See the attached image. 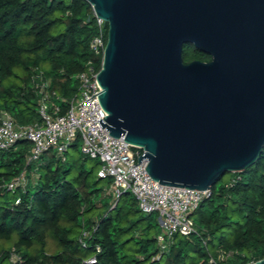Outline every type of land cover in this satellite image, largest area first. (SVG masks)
I'll use <instances>...</instances> for the list:
<instances>
[{
  "label": "trees",
  "instance_id": "obj_1",
  "mask_svg": "<svg viewBox=\"0 0 264 264\" xmlns=\"http://www.w3.org/2000/svg\"><path fill=\"white\" fill-rule=\"evenodd\" d=\"M94 33L85 0H0V111L18 124L38 121L32 77L40 74L55 92L51 102L64 112L78 90L75 75L92 60ZM195 53L184 46L183 61L202 59ZM28 150L22 139L0 151V264H247L264 258V147L253 165L211 186L191 214L193 232L163 242L156 213H142L128 192L113 200L97 186L110 184L93 179L99 162L86 168L91 158L54 150L27 162ZM21 172L25 184L8 189Z\"/></svg>",
  "mask_w": 264,
  "mask_h": 264
},
{
  "label": "water",
  "instance_id": "obj_2",
  "mask_svg": "<svg viewBox=\"0 0 264 264\" xmlns=\"http://www.w3.org/2000/svg\"><path fill=\"white\" fill-rule=\"evenodd\" d=\"M107 24L98 125L159 184L208 191L264 147V0H85ZM185 45L211 60L185 63ZM136 163V164H138ZM251 264H264V258Z\"/></svg>",
  "mask_w": 264,
  "mask_h": 264
},
{
  "label": "built area",
  "instance_id": "obj_3",
  "mask_svg": "<svg viewBox=\"0 0 264 264\" xmlns=\"http://www.w3.org/2000/svg\"><path fill=\"white\" fill-rule=\"evenodd\" d=\"M91 14L95 25V33L88 43L92 60H88L84 70L75 75L78 81L77 93L62 112L59 105L51 102L55 92L47 90L49 81L40 74L34 75L32 83L38 94L39 120L18 124L8 111L1 110L0 151L23 139L30 145L26 160L34 162L48 150H54L57 155L63 156L68 147L79 138L82 154L99 161L97 175L110 179L105 194L115 200L128 192L135 198L142 213L156 212L160 228L157 235L159 242L174 234L186 236L195 230L191 214L208 195L209 190L185 189L155 182L145 171L146 161L143 159L138 163L137 159L144 153L143 149L124 139L120 140V137L111 136L104 126L101 128L98 125L97 120L107 116V112L99 103V94L94 97L92 95L101 91L96 76L107 40V24L95 15L92 8ZM55 98L60 99L57 95ZM25 182V173L21 172L7 183V187L13 190L23 186ZM15 260L16 256L13 255L11 261ZM89 262H95V257H91Z\"/></svg>",
  "mask_w": 264,
  "mask_h": 264
},
{
  "label": "rangeland",
  "instance_id": "obj_4",
  "mask_svg": "<svg viewBox=\"0 0 264 264\" xmlns=\"http://www.w3.org/2000/svg\"><path fill=\"white\" fill-rule=\"evenodd\" d=\"M17 70V69H16ZM74 146L72 147H68L67 151L65 153H68V155H72L76 160H81L82 161V158L86 155L82 154V152L80 151V145H81V140L79 138H77L74 142ZM30 146V145H29ZM87 157V156H86ZM99 162L98 159H92V160H86L85 162V167L86 168H90L93 166V164L95 162ZM98 169H99V165L95 167V169L93 170L92 172V177L93 179L95 178L96 179V176H97V172H98ZM230 173H225L222 177L223 179H226L228 176H229ZM32 179L31 180H34L35 179V174H32ZM220 180V179H219ZM218 180V181H219ZM217 181V182H218ZM216 182V183H217ZM97 186L102 188L103 189V192L104 190H106L109 186L108 182L106 180H101L97 183ZM111 198V197H110ZM112 199V198H111ZM156 213V212H154ZM156 217H155V221L158 225V228H159V223H158V214L156 213ZM159 231H160V228H159Z\"/></svg>",
  "mask_w": 264,
  "mask_h": 264
},
{
  "label": "flooded vegetation",
  "instance_id": "obj_5",
  "mask_svg": "<svg viewBox=\"0 0 264 264\" xmlns=\"http://www.w3.org/2000/svg\"><path fill=\"white\" fill-rule=\"evenodd\" d=\"M185 46H186V45H185ZM189 46L191 47V49H192L193 51H195V52H197V53L199 54V57H200V58H202V59L194 58V59H192V60H200V61H203V62H208V61L211 60V55H210V54H207V53H205V52H203V51H200V50L194 48V46H192V45H189ZM183 49H184V47H183ZM197 53H195V54H197ZM192 60H190V61H192ZM190 61H188V62H190ZM188 62H185V63H188Z\"/></svg>",
  "mask_w": 264,
  "mask_h": 264
}]
</instances>
